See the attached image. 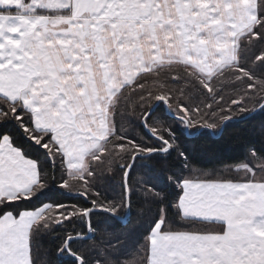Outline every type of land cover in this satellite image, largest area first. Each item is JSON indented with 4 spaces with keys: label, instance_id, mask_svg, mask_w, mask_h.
Returning a JSON list of instances; mask_svg holds the SVG:
<instances>
[{
    "label": "snow or ice",
    "instance_id": "obj_1",
    "mask_svg": "<svg viewBox=\"0 0 264 264\" xmlns=\"http://www.w3.org/2000/svg\"><path fill=\"white\" fill-rule=\"evenodd\" d=\"M0 264H264V0H0Z\"/></svg>",
    "mask_w": 264,
    "mask_h": 264
},
{
    "label": "trees",
    "instance_id": "obj_2",
    "mask_svg": "<svg viewBox=\"0 0 264 264\" xmlns=\"http://www.w3.org/2000/svg\"><path fill=\"white\" fill-rule=\"evenodd\" d=\"M243 151V147L238 145V144H232L229 145L223 152V155L225 156V158H229V157H236L239 156L240 153ZM119 226V225H117ZM42 246L44 247H50V240H46V241H42Z\"/></svg>",
    "mask_w": 264,
    "mask_h": 264
}]
</instances>
